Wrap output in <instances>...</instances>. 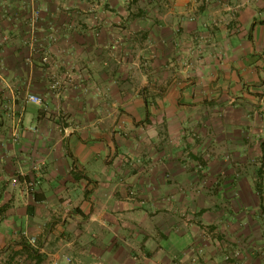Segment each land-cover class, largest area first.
<instances>
[{"label": "crops", "instance_id": "1", "mask_svg": "<svg viewBox=\"0 0 264 264\" xmlns=\"http://www.w3.org/2000/svg\"><path fill=\"white\" fill-rule=\"evenodd\" d=\"M0 6L18 15H0V264H264L261 212L253 220L242 207L235 215L200 201V227L185 230L189 201H165L183 179L184 150L191 157L205 146L218 150L220 121L202 114L220 107L206 105L199 82L188 77L223 78L246 103L255 106L258 94L264 100V0ZM33 11L41 12L36 53L24 17ZM172 75L183 84H165ZM52 78L73 80L50 95ZM127 93L136 96L132 120L118 104ZM30 94L45 106L30 103ZM125 155L138 159V173L125 167Z\"/></svg>", "mask_w": 264, "mask_h": 264}, {"label": "rangeland", "instance_id": "2", "mask_svg": "<svg viewBox=\"0 0 264 264\" xmlns=\"http://www.w3.org/2000/svg\"><path fill=\"white\" fill-rule=\"evenodd\" d=\"M0 15L4 17L11 15V19L18 17V15L2 9L1 6ZM25 16L28 17L29 28L27 32L29 42H31L30 48L36 53V40H38L40 35L38 27L41 24V12L33 11L31 14L28 13ZM218 24H213V27L218 28ZM259 69L263 70L262 68ZM181 75L183 76V74ZM127 79L131 83L132 78H125V80ZM190 79L199 82L197 86L199 88L198 91L202 92L204 96L200 92L197 93L203 97V100L207 103L206 105L210 106V104H213L215 106L214 103H218L220 107L217 109L210 107L207 111L203 110L202 114L203 117L207 116V118L218 119L220 121L217 127L219 132L214 136V140L216 138L218 140V150L212 153L205 146L197 154L191 153L195 157H191L187 154L188 150H184L182 158L183 179L180 180V184L178 183L179 186H175L177 184L173 182L172 178L174 177L171 174H164V178L169 185L174 183L176 188L171 196L165 197V201L166 199L169 200V198L171 201H189L183 203V225L185 226V230L200 227L199 217L202 215V212H206L205 209H203L204 211L202 210L204 204L200 201H204V203L208 202L210 205L211 203H217L216 211H221V213H226L229 210V212L235 215H240V212L237 210L239 207H242L243 211L248 210L243 212L248 214V216L254 217L255 213L260 212L264 215V100L258 94L255 99L251 100V103L255 104V106L250 105L246 103V100H248L247 95L244 93L238 94L237 87H231L230 83L216 76L207 78L188 77L189 84L193 82ZM72 80L73 78L49 79V94L59 92L58 90L64 85V82L70 83ZM230 80L232 78L229 79V82ZM164 83L169 85L183 84L174 75L169 80L167 78ZM4 85L5 78L0 76V91H2ZM247 85L243 84V87L246 88ZM220 87L223 88L222 91L218 90ZM99 90L96 92L97 96L104 97ZM2 95H0V101L3 100ZM39 97L42 99V104L37 106L44 107L46 104L45 98ZM134 101H136V96L128 93L120 95L118 98V104L123 105V109L120 112L123 113L122 115L125 120H132L134 117V112L130 109ZM210 101L211 103H209ZM260 102L262 105L257 107L256 105ZM249 108L251 110L248 111ZM247 111L249 114L246 113ZM178 113L177 118H179V121H182L185 115H183V111ZM250 116L252 122L247 127L245 119L250 118ZM62 118L65 119L64 117ZM126 124L124 127V137L128 138L131 131L130 128L128 130V125ZM179 128H182L183 132L187 134V130L183 128V125H180ZM199 134V132L195 133L192 131L188 135L192 139L197 140V144L202 145L203 143H200L199 139L201 134ZM123 163L126 168L131 169L134 173L139 172L138 159L134 160L129 155H125ZM231 201L235 202L232 203ZM248 203H252V205L248 207ZM258 203L259 206H256ZM255 219L254 217L253 220ZM247 220L249 224H252L249 218ZM262 225L261 230H264V221ZM207 228L210 229V227ZM184 246L182 244V247ZM186 249H188L190 254L194 247L190 246L189 248L188 246ZM195 261L193 259L194 263L192 264H195ZM228 262H231V259Z\"/></svg>", "mask_w": 264, "mask_h": 264}, {"label": "built area", "instance_id": "3", "mask_svg": "<svg viewBox=\"0 0 264 264\" xmlns=\"http://www.w3.org/2000/svg\"><path fill=\"white\" fill-rule=\"evenodd\" d=\"M28 101L30 103H33V104H36V105L42 104L41 97H39L37 95H33V94H30L28 96ZM36 187H37V183L35 181H30L29 183H27L28 192H30L32 194L35 193ZM24 236L27 238V240L29 241L31 246H33V247L37 246V243H38L37 238L31 237L28 233H25ZM67 263L68 264H74V261H73V259H68Z\"/></svg>", "mask_w": 264, "mask_h": 264}]
</instances>
